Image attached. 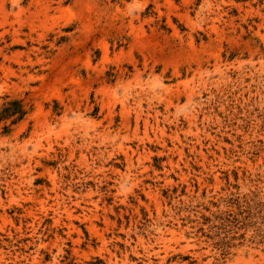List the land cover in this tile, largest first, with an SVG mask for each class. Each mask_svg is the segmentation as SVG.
<instances>
[{
    "label": "rangeland",
    "instance_id": "rangeland-1",
    "mask_svg": "<svg viewBox=\"0 0 264 264\" xmlns=\"http://www.w3.org/2000/svg\"><path fill=\"white\" fill-rule=\"evenodd\" d=\"M0 264H264V0H0Z\"/></svg>",
    "mask_w": 264,
    "mask_h": 264
},
{
    "label": "trees",
    "instance_id": "trees-1",
    "mask_svg": "<svg viewBox=\"0 0 264 264\" xmlns=\"http://www.w3.org/2000/svg\"><path fill=\"white\" fill-rule=\"evenodd\" d=\"M25 111L21 108L20 100H12L5 107L2 108L0 112V120L3 118L11 117L17 114L14 120H18L23 117Z\"/></svg>",
    "mask_w": 264,
    "mask_h": 264
}]
</instances>
